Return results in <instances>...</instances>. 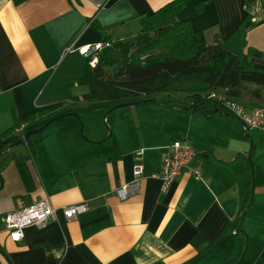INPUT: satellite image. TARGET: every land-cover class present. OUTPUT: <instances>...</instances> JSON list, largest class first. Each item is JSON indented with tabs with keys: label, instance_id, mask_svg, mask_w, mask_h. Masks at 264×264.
<instances>
[{
	"label": "crops",
	"instance_id": "0c3cea01",
	"mask_svg": "<svg viewBox=\"0 0 264 264\" xmlns=\"http://www.w3.org/2000/svg\"><path fill=\"white\" fill-rule=\"evenodd\" d=\"M170 1L110 0L98 11L91 0H0V148L1 138L24 116L45 118L26 121L23 132L69 110L81 114L75 105L86 101L85 92L71 96V88L83 87L77 79L88 59L79 48L135 37L141 18ZM201 2L207 3L199 11ZM246 2L190 0L178 19L189 20L210 43L220 38L235 53L246 54L253 47L264 54V4L251 11ZM107 47L99 54L103 56ZM253 65L243 78L261 85L264 93V56L254 57ZM156 99L175 108L143 103V130L138 127L134 134L143 139L134 147L139 140L123 135L120 114L114 110L110 143L93 142L107 134L92 130L97 122L86 124L84 138L76 117L66 114L33 135V145L12 147L1 155L0 264H233L245 243L237 229L249 236L239 264H264L262 131L250 132L256 191L245 220L235 229L251 188L250 141L240 121L217 112L193 124L196 114L181 109L191 107L189 98L164 94ZM237 101L248 108L264 104L246 96ZM56 107L60 109L53 110ZM110 107H100L97 119ZM135 118L142 115L137 111ZM20 134L15 131L13 139ZM180 140L197 152L194 164L201 177L186 168L163 190L160 175L167 147ZM139 149L145 151L140 188L121 200L116 191L133 180ZM45 198L59 219L43 227L28 226L21 241L11 239L3 215ZM84 201L89 209L67 221L61 207Z\"/></svg>",
	"mask_w": 264,
	"mask_h": 264
},
{
	"label": "trees",
	"instance_id": "16d2710c",
	"mask_svg": "<svg viewBox=\"0 0 264 264\" xmlns=\"http://www.w3.org/2000/svg\"><path fill=\"white\" fill-rule=\"evenodd\" d=\"M24 1L15 0L16 3ZM189 1L172 0L144 15L135 37L114 43L120 51L115 62L109 63L99 54L93 66L88 58L83 75L77 79L79 84L88 88L82 95L83 99L88 102L109 99L131 102L147 97L146 102H152L151 99L160 95L183 94L195 109L193 113L197 121L193 124L208 119L198 110L208 115L214 110L229 112L221 101L211 97L212 93L234 101L246 96L264 102L261 85H252L243 78L255 69L253 58L264 54L253 47L246 54L235 53L220 38L213 43L208 42L204 33L195 30L189 20L178 19ZM258 1L264 4V0H247V9L252 11ZM206 3L201 2L198 10L202 11ZM253 15L251 12V18ZM183 81L189 82L185 85L181 83ZM57 109L60 107L53 108ZM67 112L62 115L73 113L71 110ZM38 117L27 115L20 118L1 142L12 140L18 127L26 121L34 122Z\"/></svg>",
	"mask_w": 264,
	"mask_h": 264
},
{
	"label": "built area",
	"instance_id": "2783aa9c",
	"mask_svg": "<svg viewBox=\"0 0 264 264\" xmlns=\"http://www.w3.org/2000/svg\"><path fill=\"white\" fill-rule=\"evenodd\" d=\"M97 10L104 9L110 0H91ZM262 7V3L258 1L252 10L256 11ZM111 43L106 41L92 45H86L79 48V52L90 59V64L95 65L98 61L100 51L110 46ZM211 97L217 98L223 103L231 114L243 121L250 128H257L262 131L264 136V106L248 108L237 101L226 98L222 94L212 93ZM25 125L17 128V132H23ZM144 149L135 151V156L139 163L134 168V178L128 183L117 189V195L121 200H126L135 194L140 188V180L144 173L143 164L140 158L144 155ZM196 151L187 140L175 141L167 147L166 155L163 159L161 180L163 190H166L184 169L190 168L196 178L201 177L199 167L194 164ZM90 207L89 202H80L61 207V212L67 221L76 219L78 215L86 212ZM57 209L48 199H41L28 207H20L16 210L9 211L3 215L1 221L8 230L11 239L21 241L25 237V229L28 226L36 225L38 227L45 226L51 220H58Z\"/></svg>",
	"mask_w": 264,
	"mask_h": 264
},
{
	"label": "rangeland",
	"instance_id": "374dc122",
	"mask_svg": "<svg viewBox=\"0 0 264 264\" xmlns=\"http://www.w3.org/2000/svg\"><path fill=\"white\" fill-rule=\"evenodd\" d=\"M103 57L107 61H109V63H113L120 57V51L118 50V48L114 44H111L110 47H107L105 49V51H103ZM188 82L189 81H183L181 83L187 85ZM87 90H88V88L85 85H83V87L71 88V92H72L71 96H74L76 94L80 95V94L86 92ZM118 101H120V100L109 99V100L99 101V102L82 101L81 104L78 103L77 105H75V107L81 113V114H79V113H77V114L79 115V117L83 123L85 135L87 134V132H86V126L87 125L86 124L90 120H91V123L97 122L96 124H93L91 126L92 130L95 133L99 132L101 129L104 132L107 131V134H105L103 137H101V139L94 140V142H97V141H103L104 143H110L111 142V140H108V139H107L108 141L107 140L104 141L105 137H107V135L109 133L108 128L105 125V123H107L109 125V127L112 128V125L110 123L113 119V117H111L113 114L112 112L114 110H115L114 112H119L121 128L124 131L123 135L126 136L127 138L128 137L131 138V140H139V142L133 144V147H134L140 143L141 139H143L142 138L143 135H141L140 137H137V135H134V134H136V129L138 127H140L143 130V104H131V105L120 106L124 103H122L121 101L118 103ZM103 105H110L112 107H110L109 109H107L103 113V116L101 117V119H97L96 115L99 114V112H100L99 109H100V107H103ZM137 111L139 112V114L142 115V118H135V113ZM152 114L153 113L148 112V116H151ZM76 119L80 125L79 119L77 117H76ZM218 120H219V116L214 118L215 122H218ZM144 126L148 127L146 124V119H144ZM199 126L201 129H204L207 132L210 130V126L207 127L204 124H201V125L199 124ZM131 129H133V130H131ZM255 129H257V128H250L249 134H250V132H252V133L257 132ZM250 136L253 138L252 134H250ZM86 137H87V135H86ZM131 145H132V143L129 146H131Z\"/></svg>",
	"mask_w": 264,
	"mask_h": 264
},
{
	"label": "water",
	"instance_id": "95a60500",
	"mask_svg": "<svg viewBox=\"0 0 264 264\" xmlns=\"http://www.w3.org/2000/svg\"><path fill=\"white\" fill-rule=\"evenodd\" d=\"M151 101L156 103V104H159V105H163V106H166V107H172V108L174 107L175 108V106H173V105H171V104H169L167 102H161V101H159L157 99H151ZM145 102H146V100H136V101H132V102H125L124 104H122L120 106L131 105V104H143ZM181 109L188 110V111H191V112L195 111V109H193L191 107H182ZM198 111L200 113H202L203 115H205L206 117H208V118H212L215 115V113L221 112V110L220 111L219 110H214L211 113V115H208L203 110H198ZM228 114L233 115L231 113H227L225 115H228ZM68 115H73V116H75V117H77L79 119L80 127H81V134H82V136L84 138H86V135L84 133V126H83V123H82L79 115L76 112L70 113ZM63 116H66V115H60V116L53 117L52 119L47 121L44 125L39 126V127H35V128H31L28 131L22 132L17 139H12V140L4 143L1 146V148H0V157L6 150H9L12 147L22 146V145H28V146L33 145L34 144L33 138H32L33 135L44 131L48 127L49 124L53 123L56 120L61 119ZM239 121H240V124H241V128H242L243 134L250 141V147H249V150H248V160H249V166H250V172H251V188H250V196H249L248 202L246 203L245 207L243 208L242 212L239 214V216L237 218L235 229H236V226H237V224L239 223V221L241 219L245 220V216H246L247 210H248L249 207H251V205L253 203L254 196H255V191H256V172H255L254 162H253V159H252V151L255 148V145H254L253 138L249 134V127L243 121H241V120H239ZM105 125L107 126L109 133H108L107 137H105L104 141L107 140L112 134V128L109 127V125L107 123H105ZM101 142L102 141H97L96 143H101ZM3 186H4V179H3L2 173L0 171V190L3 188ZM236 234L237 235L242 234L244 236V238H245V243H244V247H243V250H242V253H241L240 257L233 264H239L244 259L245 255H246V252L248 250V245H249V236H248L247 232L244 229H237Z\"/></svg>",
	"mask_w": 264,
	"mask_h": 264
}]
</instances>
